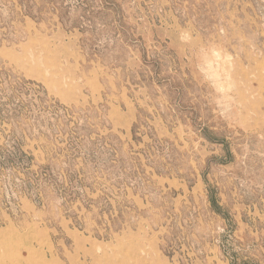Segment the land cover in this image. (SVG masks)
Instances as JSON below:
<instances>
[{
    "label": "rangeland",
    "instance_id": "374dc122",
    "mask_svg": "<svg viewBox=\"0 0 264 264\" xmlns=\"http://www.w3.org/2000/svg\"><path fill=\"white\" fill-rule=\"evenodd\" d=\"M0 264H264V0H0Z\"/></svg>",
    "mask_w": 264,
    "mask_h": 264
}]
</instances>
